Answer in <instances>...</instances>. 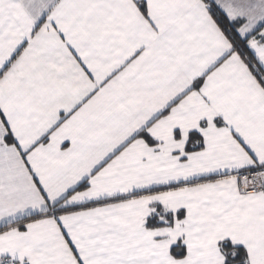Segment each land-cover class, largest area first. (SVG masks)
<instances>
[{
  "label": "snow or ice",
  "instance_id": "6c2138e0",
  "mask_svg": "<svg viewBox=\"0 0 264 264\" xmlns=\"http://www.w3.org/2000/svg\"><path fill=\"white\" fill-rule=\"evenodd\" d=\"M0 264H264V0H0Z\"/></svg>",
  "mask_w": 264,
  "mask_h": 264
}]
</instances>
